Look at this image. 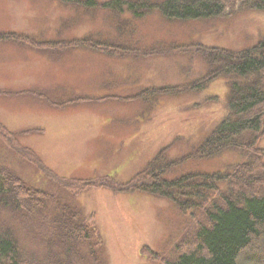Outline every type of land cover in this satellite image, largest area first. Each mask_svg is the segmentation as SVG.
Returning a JSON list of instances; mask_svg holds the SVG:
<instances>
[{"label": "rangeland", "instance_id": "1", "mask_svg": "<svg viewBox=\"0 0 264 264\" xmlns=\"http://www.w3.org/2000/svg\"><path fill=\"white\" fill-rule=\"evenodd\" d=\"M80 1L0 0V36L14 33L35 40L0 37V123L67 180L109 178L119 187L164 149L165 163L193 156L165 179L226 172L239 163L234 152L207 160L195 157L227 115L229 94L226 78L205 88L192 86L210 71L196 48L253 47L264 36V12L229 8L224 16L177 21L157 10L137 18L99 7L111 0H92L95 7ZM75 40L97 41L119 53L83 44L66 48ZM39 42L57 46L45 49ZM163 88L170 90L151 92ZM9 146L0 137L1 166L27 185L53 193L59 202L95 214L107 264H162L151 251L161 260L172 259L175 246L194 233L199 212L183 213L146 192L96 188L72 201L69 192H59L35 163ZM58 201L49 199L47 211L27 219L1 215L23 248L40 258L47 252L43 239L59 212Z\"/></svg>", "mask_w": 264, "mask_h": 264}, {"label": "trees", "instance_id": "2", "mask_svg": "<svg viewBox=\"0 0 264 264\" xmlns=\"http://www.w3.org/2000/svg\"><path fill=\"white\" fill-rule=\"evenodd\" d=\"M60 1L66 4L81 2ZM85 4L86 7L97 5L92 0H86ZM99 7L119 14L127 11L137 18L157 10L167 20L189 21L224 16L229 14V8L264 12V0H111ZM117 27L121 28L119 24ZM0 37L35 41L14 33ZM47 44L39 42L36 45L53 49L56 43ZM79 44L108 54L119 53L118 48L113 50L91 40H75L65 46ZM196 51L202 54L210 71L192 86L205 88L216 78H226L229 94L227 115L195 151V157L207 160L234 152L240 162L226 172H194L165 179L168 171L193 156L165 163L167 150L164 149L149 166L119 187L109 178L67 180L47 168L34 151L22 145L1 123L0 137L9 143L10 149L35 163L59 192H69L72 201L92 189L108 188L126 193L146 192L169 200L183 213L194 216L199 212V218L194 217L197 222L194 233L175 246L174 258L161 260L158 254L150 252L162 264H264V147L259 146L264 141V36L256 45L243 50L198 47ZM169 90L150 91L167 94ZM147 92L144 94L149 95ZM49 199L50 202L58 201L53 193L27 185L21 177L0 165V264H107L104 239L95 214H85L69 202L58 201L59 212L50 219L48 229L51 231L43 239L47 247L43 257L23 248L17 233L5 225L1 215L8 214L16 221L27 219L47 211Z\"/></svg>", "mask_w": 264, "mask_h": 264}]
</instances>
